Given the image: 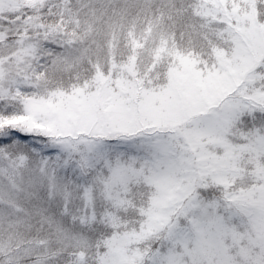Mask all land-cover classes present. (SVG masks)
Here are the masks:
<instances>
[{"label": "snow or ice", "instance_id": "snow-or-ice-1", "mask_svg": "<svg viewBox=\"0 0 264 264\" xmlns=\"http://www.w3.org/2000/svg\"><path fill=\"white\" fill-rule=\"evenodd\" d=\"M0 264H264V0H0Z\"/></svg>", "mask_w": 264, "mask_h": 264}]
</instances>
